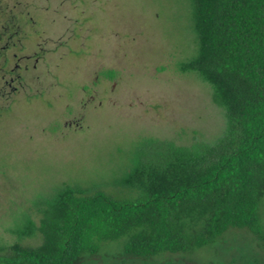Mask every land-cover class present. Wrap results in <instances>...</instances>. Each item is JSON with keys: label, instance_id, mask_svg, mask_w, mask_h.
I'll return each instance as SVG.
<instances>
[{"label": "rangeland", "instance_id": "obj_1", "mask_svg": "<svg viewBox=\"0 0 264 264\" xmlns=\"http://www.w3.org/2000/svg\"><path fill=\"white\" fill-rule=\"evenodd\" d=\"M37 2L50 8L36 7L50 32L48 53L35 67L29 60L20 83L12 84L17 92L0 75V243L6 245L16 239L12 230L35 218L37 204L62 183L115 190L139 136L190 145L212 142L225 126L210 85L176 68L197 47L190 0H80L81 42L69 36L77 24L75 0ZM36 41L30 42L35 49ZM15 62L10 58L4 67ZM123 255L120 241L108 242L84 264H264V245L247 231L232 230L190 255L147 262Z\"/></svg>", "mask_w": 264, "mask_h": 264}, {"label": "trees", "instance_id": "obj_2", "mask_svg": "<svg viewBox=\"0 0 264 264\" xmlns=\"http://www.w3.org/2000/svg\"><path fill=\"white\" fill-rule=\"evenodd\" d=\"M190 3L197 47L176 68L210 85L221 134L190 145L139 136L115 190L62 183L0 243V264H84L114 241L122 259L147 262L212 247L232 230L264 245V0Z\"/></svg>", "mask_w": 264, "mask_h": 264}, {"label": "flooded vegetation", "instance_id": "obj_3", "mask_svg": "<svg viewBox=\"0 0 264 264\" xmlns=\"http://www.w3.org/2000/svg\"><path fill=\"white\" fill-rule=\"evenodd\" d=\"M37 1L0 0V75L4 78L5 84L12 87V91H18L17 86H12V84L16 80L18 82L21 80V71H28L29 60H33V67H35L36 62L48 53L46 44L50 32L41 24L36 10L38 8L43 12H48L50 8L48 4L42 5ZM75 2L73 8L78 17L75 20L77 24L76 28H71L69 36L75 42H81L84 37L82 33L84 8L80 0H75ZM71 10L72 8L69 7L65 11ZM32 41H36L37 49L30 44ZM79 49L80 47L73 51L70 48L69 52H77ZM10 58H15L19 62H15L12 67L6 69L4 65ZM7 75L8 78L5 79Z\"/></svg>", "mask_w": 264, "mask_h": 264}]
</instances>
